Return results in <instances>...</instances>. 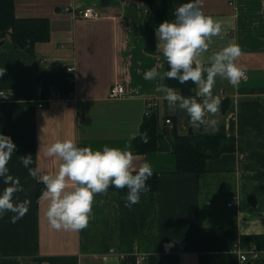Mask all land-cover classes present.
I'll list each match as a JSON object with an SVG mask.
<instances>
[{
  "label": "crops",
  "instance_id": "obj_1",
  "mask_svg": "<svg viewBox=\"0 0 264 264\" xmlns=\"http://www.w3.org/2000/svg\"><path fill=\"white\" fill-rule=\"evenodd\" d=\"M14 1L17 17L48 18L50 38L34 44L35 59L8 38L0 39V70L5 69L0 91L13 92L8 99L0 97V134L16 145L9 174L24 191L13 201L30 200L17 222H11V212L0 217V264H256L242 263L236 251L249 246L260 250L258 259L264 262V0H199L200 10L222 26L202 59L207 64L211 55L235 43L242 50L237 63L247 72L236 87L218 76L213 94L221 103L210 117L218 121L216 127H192V132L223 127L235 139L234 150L208 158L200 173L176 171L170 151L134 152L148 99L156 102L160 116L180 113L186 126L181 132L191 126L184 111L163 99L157 90L161 83L186 98L196 95L191 81L144 79L153 67L169 70L157 51L156 30L154 49L146 48L144 1ZM187 2L193 0H173L175 7ZM88 6L99 18L75 15ZM72 64L74 82L66 69ZM115 82L125 86V93L111 99ZM63 139L80 147L130 150L137 168L147 161L158 172L157 189L142 193L129 209L127 192L109 188L107 195L95 197L87 228L51 229L44 185L29 175L20 156L32 155L29 167L54 173L60 161L47 157L46 147ZM5 187L0 177V193Z\"/></svg>",
  "mask_w": 264,
  "mask_h": 264
},
{
  "label": "clouds",
  "instance_id": "obj_2",
  "mask_svg": "<svg viewBox=\"0 0 264 264\" xmlns=\"http://www.w3.org/2000/svg\"><path fill=\"white\" fill-rule=\"evenodd\" d=\"M174 16V20H166L156 28L157 51L162 53L169 70L161 73L153 67L144 72V79L177 80L181 84L191 81L196 85L194 97L186 98L163 83L157 90L164 94L163 99L170 107L190 117L193 128L214 129L218 121L210 117L217 115L221 103L219 96L213 94L216 78L226 79L233 87L239 85L246 77V70L237 63L242 50L230 43L211 55L206 64L202 57L208 52L212 38L221 34V24L200 10L199 0L181 4ZM4 73L5 69L0 70V76ZM197 97L201 99L198 101ZM141 139L147 143V133ZM15 149L11 137L0 134V177L6 185L0 193V217L14 213L12 223L24 217L30 205L28 199L13 201L15 193L24 191L19 179L9 174L8 163ZM45 155L59 159L54 173L43 174L39 166L29 167L33 163L32 155L20 156V162L33 179L43 183L42 199L47 201L45 217L49 227L56 231L79 232L87 228L95 197L107 195L110 187L127 189L125 207L129 209L140 202L142 193L151 190L146 183L153 175L151 164L145 161L137 168L134 154L127 149L107 145L101 149L80 147L73 139H63L48 145Z\"/></svg>",
  "mask_w": 264,
  "mask_h": 264
},
{
  "label": "trees",
  "instance_id": "obj_3",
  "mask_svg": "<svg viewBox=\"0 0 264 264\" xmlns=\"http://www.w3.org/2000/svg\"><path fill=\"white\" fill-rule=\"evenodd\" d=\"M142 1L147 7L144 26L146 48L153 50L156 28L166 20H174L177 7L173 0ZM6 38L15 49L35 59L34 44L50 38L49 20L46 17H17L15 1L0 0V39ZM36 62L38 63V60ZM167 117L171 118L172 124L165 122ZM179 124L180 113H164L160 116L158 111H154L150 115L145 114L140 131L133 140L134 152L148 154L170 151L175 156L176 171L200 173L205 170L208 158L235 149V139L229 137L223 127L215 132L188 133L181 132ZM145 133L148 137L147 143L141 139ZM146 183L150 186V191H155L158 187V172L153 170V175ZM120 191L127 192V189ZM259 261L260 259H256V264H264Z\"/></svg>",
  "mask_w": 264,
  "mask_h": 264
},
{
  "label": "built area",
  "instance_id": "obj_4",
  "mask_svg": "<svg viewBox=\"0 0 264 264\" xmlns=\"http://www.w3.org/2000/svg\"><path fill=\"white\" fill-rule=\"evenodd\" d=\"M228 1H230V0H228ZM75 15H79L83 18H92V19H97L100 16L99 13L93 7H89V6L79 10V12L76 13ZM66 69H67V72L69 73L70 80L74 82L75 81L76 66L74 64H72V65L67 66ZM246 77H247V72H246ZM245 78H243V79H245ZM175 91H177V90H175ZM0 93H3V95L0 97H2L4 99H8L13 94V92H7L4 90H1ZM124 93H125V86L120 82H115L110 87L108 96L111 99H117V98H121L124 95ZM178 93L180 94V92H178ZM76 99L77 98L75 97L74 100H76ZM42 105H43V103L39 104V106H42ZM154 111H156V102L153 99H148L146 114L150 115ZM165 122L168 124H172V120L170 117H167ZM179 128L180 129H182V128L186 129V126L180 123ZM231 204H232V201L229 202V205H231ZM110 251L113 252L114 249H111ZM236 251L239 252L240 261L242 263H247L250 260H256L260 257V254H261L260 250L256 246H249L244 250L241 248L239 249V247H236ZM140 260H142V257H140Z\"/></svg>",
  "mask_w": 264,
  "mask_h": 264
},
{
  "label": "water",
  "instance_id": "obj_5",
  "mask_svg": "<svg viewBox=\"0 0 264 264\" xmlns=\"http://www.w3.org/2000/svg\"><path fill=\"white\" fill-rule=\"evenodd\" d=\"M188 133H192V126L188 127Z\"/></svg>",
  "mask_w": 264,
  "mask_h": 264
}]
</instances>
